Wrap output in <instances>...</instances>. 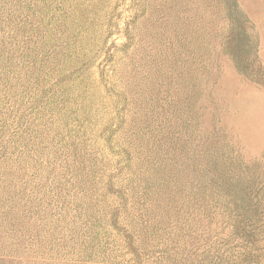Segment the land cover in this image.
Wrapping results in <instances>:
<instances>
[{
  "label": "rangeland",
  "instance_id": "obj_1",
  "mask_svg": "<svg viewBox=\"0 0 264 264\" xmlns=\"http://www.w3.org/2000/svg\"><path fill=\"white\" fill-rule=\"evenodd\" d=\"M0 264H264V0H0Z\"/></svg>",
  "mask_w": 264,
  "mask_h": 264
}]
</instances>
